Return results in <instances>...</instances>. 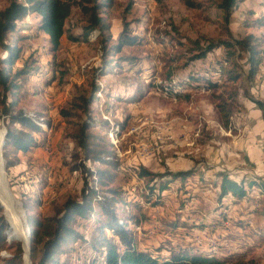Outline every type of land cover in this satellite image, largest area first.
I'll return each mask as SVG.
<instances>
[{"label":"rangeland","instance_id":"rangeland-1","mask_svg":"<svg viewBox=\"0 0 264 264\" xmlns=\"http://www.w3.org/2000/svg\"><path fill=\"white\" fill-rule=\"evenodd\" d=\"M221 1L115 0L102 13L110 26L106 44L98 29L83 36L85 17L74 6L56 50L48 35L37 29L40 15L30 13L19 22L8 41L23 49L24 58L31 55V61L36 60L33 64L38 73L22 87L17 106L40 121L47 144L19 153L21 162L9 170L4 168V173L30 243L22 202L40 197L41 205L33 213L52 215L66 199L80 196L87 178L89 185L98 186L100 194H111L109 190L115 188L140 206L127 209L117 205V209L121 216L133 210L140 222L138 246L154 255L181 244L190 245L195 253L220 259L237 254L250 264H264V237L256 233L264 234V20L258 23L264 19V0H239L229 21L220 8ZM7 4L8 0H0V9ZM125 23L129 24L127 33L136 41L118 51L113 46L118 44ZM250 35L251 44H256L263 56L253 78L248 75L245 50L240 51L241 77L237 81L226 80L219 71L224 47L196 57L195 39L200 38L203 46L206 38L246 40ZM7 55L0 47V58ZM105 58L112 63L103 68ZM21 65L18 60L13 67ZM202 77L225 83L216 91L209 90ZM93 82L103 91L95 95L86 112L81 98L89 97ZM221 92L229 99L236 96L230 99L228 128L216 108ZM4 119L0 107V127ZM104 120L109 123L105 128ZM84 124H89L88 131L112 142L114 154L108 158L117 163L116 168L87 159L74 138ZM97 140L102 142L100 137ZM107 166L114 179L99 184L98 174L89 171ZM142 168L156 175L141 177ZM188 169L195 174L185 179H174L169 173ZM220 173L244 181L249 198L219 200ZM250 182L255 184L249 186ZM162 185H167L166 189H160ZM0 209L8 223L0 264H8L15 241H21L22 248L23 241L9 238L11 223L1 204ZM219 212L230 218L220 220ZM80 231L88 236L87 229ZM84 245L71 243L70 250L61 255L62 262L67 257L70 264H103L95 251ZM26 263L23 252L22 264Z\"/></svg>","mask_w":264,"mask_h":264},{"label":"trees","instance_id":"trees-1","mask_svg":"<svg viewBox=\"0 0 264 264\" xmlns=\"http://www.w3.org/2000/svg\"><path fill=\"white\" fill-rule=\"evenodd\" d=\"M115 0H8V4L0 9V47L7 51V56L0 58V107L5 116L4 124L7 128L6 141L3 148V159L5 169L18 165L21 162L19 153H26L38 148L45 147L47 144L46 131L40 124V121L30 116L23 108H19V94L22 87L29 81L33 73H38V67L31 61V55L23 57V49L16 46L14 42H9L8 37L15 34L19 22L31 14L40 15V23L37 26L40 31L49 37L52 49L56 50L61 44L62 37L66 33V22L72 14L74 6H78L85 17L86 24L83 28V36L87 37L92 31H100L101 42L106 44L110 26L105 23L102 13L106 7L113 5ZM239 0H222L220 8L224 11V18L229 21L231 11L238 4ZM191 3L193 5L194 3ZM259 20L258 23H263ZM261 25V24H260ZM129 24L125 23L123 32L119 35V42L113 46L120 50L123 45L134 43L136 40L130 36L127 31ZM253 35L246 40H214L208 39L207 44L201 46V39L193 40L199 53L197 58L206 57L207 54L216 48L224 47L225 57L221 63L219 71L225 74L226 80L237 81L241 77L239 71L241 64V50L248 53L250 69L249 77L253 78L259 72V64L262 61V55L259 50L252 45ZM104 49L106 46H103ZM196 50V49H195ZM107 57V55H105ZM22 61V65L14 68V64ZM111 60L105 58L103 68L111 64ZM104 72V70H102ZM200 79V78H199ZM208 86L209 90H218L225 82L212 80L211 78H201ZM103 88L92 83L91 94L89 97L82 96L83 103L81 108L89 112L91 104L97 93L102 92ZM223 92L218 95L216 108L219 113L221 123L228 128L232 117V102L230 100L236 96L234 94L229 99ZM235 95H237L235 93ZM103 128L109 125L107 120L102 123ZM89 124H84L79 132L74 134L78 146L83 149L87 159L92 161H103L117 167L108 157L114 154L112 142L105 140L94 132L88 131ZM100 137L102 142L97 138ZM80 166H75V169ZM172 178H186L195 174L192 169L169 172ZM89 174H98V183L107 184L114 179V172H111L109 166L98 169L96 172L89 171ZM139 175L141 177L155 176L154 172L142 168ZM222 178L218 199L232 196L241 200L249 198V190L244 181H238L231 178L228 174L220 173ZM84 187L77 198H68L59 209H56L52 215L34 214L33 210L39 208L42 199L37 196L26 198L22 206L27 210L26 221L28 230L31 232L30 258L32 264H70L68 258L62 262L61 255L70 250L71 243L79 241L88 249L95 251L98 262L103 264H250L241 256L233 254L224 259L205 254L203 252L195 253V249L190 245H172L164 250L162 255H154L153 252L142 249L138 246L137 227L140 223L133 210L130 214L121 216L117 205L132 207L135 202L126 200L122 192H117L114 188L109 190L111 194H101L98 199V186L89 185L85 178ZM250 182L248 185H253ZM167 185H162L160 189H166ZM264 190V185H261ZM154 190V186L152 187ZM31 201V202H28ZM149 201V200H148ZM141 203V202H140ZM221 203V202H220ZM143 204V202L141 203ZM137 207H140L137 203ZM145 203L143 204V206ZM1 211V209H0ZM218 218L226 220L228 217L225 212H219ZM223 217V218H222ZM219 221V220H218ZM245 221L240 222L244 225ZM213 224V223H212ZM215 227H217V224ZM80 226V227H79ZM201 226L204 227L203 224ZM79 227V228H78ZM8 223L3 215H0V247L7 244ZM80 228L87 229L88 236L80 231ZM216 228H213V230ZM111 231V234L108 233ZM257 234H264L256 232ZM16 247L8 264H22L23 248L21 241H15Z\"/></svg>","mask_w":264,"mask_h":264},{"label":"bare ground","instance_id":"bare-ground-1","mask_svg":"<svg viewBox=\"0 0 264 264\" xmlns=\"http://www.w3.org/2000/svg\"><path fill=\"white\" fill-rule=\"evenodd\" d=\"M0 197L2 199L3 207L6 212V216L9 219L11 223V229L9 230V238L12 237H21L23 241L25 242L27 240V233H24L22 231V217L20 218V215L18 213V210L16 209V203L13 202L15 200L12 199V195L10 193L5 173L3 169V165L1 162V132H0ZM98 198H102V195L98 193ZM13 200V201H12ZM18 208V207H17Z\"/></svg>","mask_w":264,"mask_h":264},{"label":"water","instance_id":"water-1","mask_svg":"<svg viewBox=\"0 0 264 264\" xmlns=\"http://www.w3.org/2000/svg\"><path fill=\"white\" fill-rule=\"evenodd\" d=\"M0 132H1V162L3 165V169H4L5 167H4V159H3V148H4V144L6 141V134H7V128H6L4 123H2V126L0 127ZM0 204H1V206H3L1 197H0ZM17 238H19L20 240L23 241V239L21 237L18 236ZM23 250H24V259L27 262L26 264H32L31 258H30V240H29V238L25 242L23 241Z\"/></svg>","mask_w":264,"mask_h":264},{"label":"crops","instance_id":"crops-1","mask_svg":"<svg viewBox=\"0 0 264 264\" xmlns=\"http://www.w3.org/2000/svg\"><path fill=\"white\" fill-rule=\"evenodd\" d=\"M157 223H158V221H157ZM157 223H156V224H157Z\"/></svg>","mask_w":264,"mask_h":264},{"label":"built area","instance_id":"built-area-1","mask_svg":"<svg viewBox=\"0 0 264 264\" xmlns=\"http://www.w3.org/2000/svg\"><path fill=\"white\" fill-rule=\"evenodd\" d=\"M99 199V198H98Z\"/></svg>","mask_w":264,"mask_h":264}]
</instances>
